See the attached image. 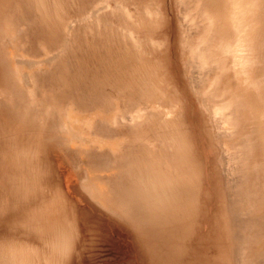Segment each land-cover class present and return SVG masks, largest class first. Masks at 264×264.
<instances>
[{
    "label": "bare ground",
    "instance_id": "obj_1",
    "mask_svg": "<svg viewBox=\"0 0 264 264\" xmlns=\"http://www.w3.org/2000/svg\"><path fill=\"white\" fill-rule=\"evenodd\" d=\"M216 194L264 264V0H0V264H195Z\"/></svg>",
    "mask_w": 264,
    "mask_h": 264
},
{
    "label": "rangeland",
    "instance_id": "obj_2",
    "mask_svg": "<svg viewBox=\"0 0 264 264\" xmlns=\"http://www.w3.org/2000/svg\"><path fill=\"white\" fill-rule=\"evenodd\" d=\"M219 209V198L218 194H216V202L212 201L210 206L206 207L204 210L206 219L204 218L201 224L203 230L199 236L206 241L196 240L192 243V248H197L200 252L199 259L195 264H237L232 247V242H235V240H233V237H229L230 234H225V230L222 228L224 222H221V224L219 223L217 219L219 216ZM102 255L103 253L100 254L99 258H101ZM195 257L196 256L192 255V258ZM115 259L121 260L120 257H115ZM188 261H191V257L188 258ZM119 262L120 261H118V263ZM121 264L127 263L121 262ZM137 264L142 263L139 261Z\"/></svg>",
    "mask_w": 264,
    "mask_h": 264
}]
</instances>
